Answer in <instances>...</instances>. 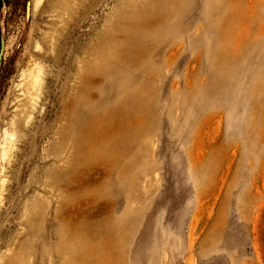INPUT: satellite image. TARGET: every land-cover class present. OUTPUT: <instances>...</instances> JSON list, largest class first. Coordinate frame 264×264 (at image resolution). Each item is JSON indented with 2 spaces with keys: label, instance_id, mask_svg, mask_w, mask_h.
Listing matches in <instances>:
<instances>
[{
  "label": "rangeland",
  "instance_id": "374dc122",
  "mask_svg": "<svg viewBox=\"0 0 264 264\" xmlns=\"http://www.w3.org/2000/svg\"><path fill=\"white\" fill-rule=\"evenodd\" d=\"M0 264H264V0H0Z\"/></svg>",
  "mask_w": 264,
  "mask_h": 264
},
{
  "label": "water",
  "instance_id": "95a60500",
  "mask_svg": "<svg viewBox=\"0 0 264 264\" xmlns=\"http://www.w3.org/2000/svg\"><path fill=\"white\" fill-rule=\"evenodd\" d=\"M28 11H29V5L26 4V7H25V14H26V15L28 14Z\"/></svg>",
  "mask_w": 264,
  "mask_h": 264
}]
</instances>
